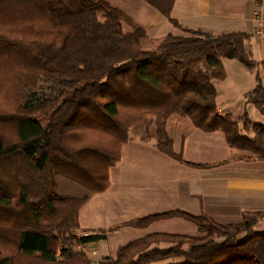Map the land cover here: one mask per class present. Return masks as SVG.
Instances as JSON below:
<instances>
[{
    "label": "trees",
    "instance_id": "trees-1",
    "mask_svg": "<svg viewBox=\"0 0 264 264\" xmlns=\"http://www.w3.org/2000/svg\"><path fill=\"white\" fill-rule=\"evenodd\" d=\"M144 1L183 34L168 33L148 50L141 46L146 30L107 1L0 0V68L11 92L0 105V244L50 264L88 262L76 247L105 240L121 225L144 228L177 217L201 235L151 232L98 264H264V228H257L264 211L221 223L202 212L172 209L107 230L74 232L83 204L108 188L109 169L130 129L149 116L153 133L160 134L157 148L179 162L181 153L173 154L164 131L172 114L188 117L203 132L221 131L229 146L264 160V124L242 111L241 124L253 128L250 135L230 113L220 114L212 80L225 77L223 58L257 69L245 100L264 115L258 73L264 58L253 59L249 34L214 36L182 27L170 17L174 0ZM85 129L108 134L117 150L81 142L78 134ZM1 246L0 264H12Z\"/></svg>",
    "mask_w": 264,
    "mask_h": 264
},
{
    "label": "crops",
    "instance_id": "crops-1",
    "mask_svg": "<svg viewBox=\"0 0 264 264\" xmlns=\"http://www.w3.org/2000/svg\"><path fill=\"white\" fill-rule=\"evenodd\" d=\"M104 1L121 9L131 20L146 30V37L141 39V46L144 49H155L168 33L179 34L168 18L144 0ZM254 9L252 0H174L170 17L182 27L201 29L214 36L224 32L243 31L249 34L246 44H249L247 47L251 51L253 59L260 61L264 58V47L261 55H254L251 45L253 39H250L257 24L253 19ZM232 60L236 59H222L225 71L224 79L212 78L215 88L218 85V89H216L217 110L220 114L233 113L232 118L238 124L241 123L240 113L245 110L252 122L264 124V115L253 104L245 100V93L256 84L257 69H243V65H240V62L237 63L238 60L235 61L236 63ZM227 65L235 67L227 69ZM258 73L264 86L263 68H259ZM221 86H227L230 94L225 95L224 89H219ZM184 118L172 114L164 125L166 135L172 139V146L176 144V141H179V153L183 159L182 162H179L173 157L171 158L173 162H176L173 166L176 168L175 174L178 176L173 182L175 188L172 191L167 189L166 195H173L174 201L168 204L170 201L161 202L152 198V201L133 202L131 204L136 206L132 212L128 211L133 216L130 219L156 213L158 210L182 209L194 214L202 212L217 222L228 223L239 221L245 212L264 211V160L245 153L246 151L242 149L229 146L221 131L203 132L196 128L188 117ZM153 128L150 129L151 135L139 134L131 139L130 144L148 143L156 151L160 134H154ZM128 144L129 142L123 146ZM172 152L174 153V151ZM162 154L165 157H171ZM121 160L122 158L119 159V162ZM129 160L132 161V158ZM189 163H198L202 166H193ZM135 168L136 166L131 171L140 170L139 167ZM127 171L130 170L120 169L119 177L110 180L105 191H109L113 187L112 182L117 183L116 186H120L127 181L125 179ZM160 179L162 180L164 177H160ZM162 190V187L158 188L156 194H160ZM120 193L125 197L130 195L127 191ZM128 201L131 202L130 199ZM128 201L124 202L128 203ZM151 202L152 204L148 205ZM156 222L158 221L151 224ZM151 224L144 228H148ZM119 228L107 232L105 240L109 238L111 232Z\"/></svg>",
    "mask_w": 264,
    "mask_h": 264
},
{
    "label": "rangeland",
    "instance_id": "rangeland-1",
    "mask_svg": "<svg viewBox=\"0 0 264 264\" xmlns=\"http://www.w3.org/2000/svg\"><path fill=\"white\" fill-rule=\"evenodd\" d=\"M123 28L124 30L129 29L126 23H123ZM175 31L183 34L182 31L177 30L176 28ZM248 45L249 44H247V46ZM251 45L253 47L254 55H261L262 48L264 47V41H257L254 38L251 42ZM232 61H234V63L237 62L236 60ZM237 63H239V61ZM234 67L235 66L227 65V69H234ZM242 68L245 69L244 66H242ZM8 87L9 79L7 74L0 68V105L10 100L11 92L7 91ZM221 88L224 89L223 93L225 95L230 94L227 86L219 87V89ZM216 89H218V85ZM230 114L232 115L233 113ZM179 116L183 119L186 117L181 115ZM241 118L242 112L240 113V122L242 123ZM149 119L150 120L141 122V124L135 128L130 129L129 139L126 142H129V144L123 146L126 144L124 143L119 147V153L121 156H119V159L122 158V160L120 162L118 160L116 164L109 169V182L110 180H114L115 177H119L118 174H120V169H129L130 171H127L125 174V179H127V181H125L123 184H120V186H116L117 183L112 182L113 187L109 191L96 193L86 203L83 204L79 211L80 228L74 231L77 235L86 234L87 231L98 232L107 230L110 226L115 225V223L122 224L123 222L119 221L130 219L132 216V213H128V211L132 212V209L136 206L135 204H131L133 202H143L145 200H151L152 198H154V200L158 199L161 202L170 201L168 204H171L174 201V196L171 194L166 195V191L167 189L172 191L175 188L173 182L176 180L175 178L178 176V174H175L176 168L173 166V164L176 162H173L172 160H178L174 157L171 159L172 156L165 157L162 154V151L159 149L155 151L148 143L140 145H137V143H133L132 145L130 144L131 139L139 134L143 135L146 133L147 135H151L150 129H152L154 126V117L149 116ZM241 123L239 126L243 127L246 132L249 134L251 133L250 135H252L253 128L251 126L244 127ZM78 135L80 137V141L85 144H94L104 148L111 147L112 150H117L118 148L116 143L111 139V136L96 129L80 130ZM179 144V141H176V144L172 146L174 155L179 153ZM244 151H246L245 153L251 154V152L248 150ZM129 158H132V161H130ZM135 166L136 168L139 167L140 170L131 171V169ZM160 177H164V179L161 180ZM167 180L168 182H165ZM160 187L163 188L162 192L160 194H156L158 188ZM123 191H127L130 193V195L127 197L123 196L120 193ZM77 192L79 197L83 195V191L81 189H79ZM128 199H130L131 202H129ZM126 200L128 203L124 202ZM150 204H152V202L148 205ZM158 212H161V210H158ZM258 219L260 220H258L257 228H264V218ZM120 227L121 228L118 230L111 232L110 235L108 234L109 238L107 240H99L75 248L86 253L85 257L87 258L88 262H85V259H77L70 262L60 260L58 261L59 263L56 264H98L106 256L113 257L116 249L128 241L139 238L150 232L164 231L186 234L195 237L201 235L194 224L177 217L158 221L151 224L148 228H132L124 227L122 225ZM1 247L3 248L2 253L9 257L12 264H50L40 260L39 257L21 255L17 253L13 247L4 245ZM57 253H59V249L57 250Z\"/></svg>",
    "mask_w": 264,
    "mask_h": 264
},
{
    "label": "built area",
    "instance_id": "built-area-1",
    "mask_svg": "<svg viewBox=\"0 0 264 264\" xmlns=\"http://www.w3.org/2000/svg\"><path fill=\"white\" fill-rule=\"evenodd\" d=\"M254 3L253 19L257 23L250 38L264 41V0H252Z\"/></svg>",
    "mask_w": 264,
    "mask_h": 264
}]
</instances>
